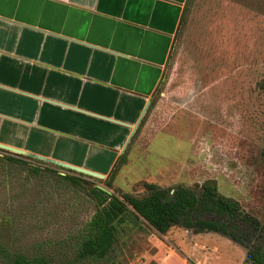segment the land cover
I'll use <instances>...</instances> for the list:
<instances>
[{"label": "rangeland", "instance_id": "1", "mask_svg": "<svg viewBox=\"0 0 264 264\" xmlns=\"http://www.w3.org/2000/svg\"><path fill=\"white\" fill-rule=\"evenodd\" d=\"M180 28L155 100L107 188L144 196L148 182L201 195L202 183L215 179L264 223V0H195ZM5 155L12 154L0 150V242L45 254L51 264H73L78 233L96 206L60 174L105 187L107 178L55 164L36 173ZM253 239L264 240L257 232ZM249 245L181 226L162 234L130 219L108 257L83 264H253Z\"/></svg>", "mask_w": 264, "mask_h": 264}, {"label": "crops", "instance_id": "2", "mask_svg": "<svg viewBox=\"0 0 264 264\" xmlns=\"http://www.w3.org/2000/svg\"><path fill=\"white\" fill-rule=\"evenodd\" d=\"M185 1L0 0V142L108 176L164 77Z\"/></svg>", "mask_w": 264, "mask_h": 264}, {"label": "trees", "instance_id": "3", "mask_svg": "<svg viewBox=\"0 0 264 264\" xmlns=\"http://www.w3.org/2000/svg\"><path fill=\"white\" fill-rule=\"evenodd\" d=\"M194 1H188L181 28L187 24ZM259 87L264 91V78L260 81ZM154 100L155 98L151 103ZM143 122L144 119L140 124ZM5 159L27 165L36 173L43 169L41 164H52L29 156L5 155ZM126 160L127 154L124 151L107 176L106 187L113 188V182ZM60 176L73 186L85 189L96 206L95 213L78 233L77 257L73 264L93 263L108 257L110 249L117 241L120 226L130 219L137 222L144 220L162 234H166L175 226L196 233H219L236 242L250 244L247 262L264 264V240L258 242L253 239L256 232L264 238V223L247 212L238 199L222 193L215 179H208L202 183L201 195L184 186L173 188L171 193L172 189L146 182L148 193L136 196L129 193L122 195L108 193L97 185L89 184L82 177L70 173ZM0 264H51V262L45 254L15 250L0 242Z\"/></svg>", "mask_w": 264, "mask_h": 264}, {"label": "water", "instance_id": "4", "mask_svg": "<svg viewBox=\"0 0 264 264\" xmlns=\"http://www.w3.org/2000/svg\"><path fill=\"white\" fill-rule=\"evenodd\" d=\"M188 1L189 0H186L184 2V5H183V11H182V17H181V20H180V26L182 24L183 16L185 14V11H186V8H187V5H188ZM0 150H2L4 152H7V153H11L12 155H15V156L34 157L36 159H39V160H42V161H46V162L58 165V166H60L62 168H65V169H68V170H72V171L78 172L80 174H85V175H88V176H91V177H96V178H99V179L107 178V176L105 174L99 173L97 171H93V170H90V169H87V168H84V167H80V166L73 165V164H70V163H66V162H63V161H59V160H56V159L48 158V157H45V156H42V155L33 154V153H30V152H28V151H26L24 149H21V148H18V147H14V146H11V145H8V144H4V143H1V142H0ZM97 186L99 188L107 191L108 193H112L105 186H102V185H97Z\"/></svg>", "mask_w": 264, "mask_h": 264}]
</instances>
